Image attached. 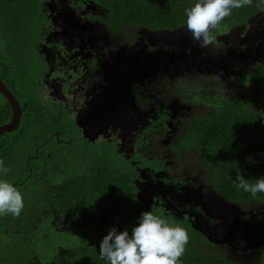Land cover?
<instances>
[{
  "label": "trees",
  "instance_id": "trees-1",
  "mask_svg": "<svg viewBox=\"0 0 264 264\" xmlns=\"http://www.w3.org/2000/svg\"><path fill=\"white\" fill-rule=\"evenodd\" d=\"M43 1L0 0V77L21 108L19 125L0 136V160L8 168L3 178L19 189L25 204L18 217L10 213L0 215V264H106L98 251L100 240L114 224L120 230L130 231L143 210H151L169 224L187 230L189 240L180 264H244L224 255L189 248L195 239L209 241L188 214L174 216L155 205H144L138 197L137 179L142 167L173 175L170 166H177L176 162L197 161L209 186L225 200L248 207L264 206V193L253 197L234 184L237 170L243 171L250 181L264 175V100L254 106L248 98L229 95L225 89V94L215 93L208 86L186 95L175 87L182 81L198 85L199 74L164 78L154 82L150 104L158 107L179 97L181 104L207 109L189 110L179 118L177 139L169 144L174 159L166 161L151 153L126 157L118 152L113 139L102 143L83 139L71 141L63 151L52 153L38 183L28 177L36 174V169L24 164L21 152L32 145L27 141L30 133H35L38 141L47 138L51 130L58 129L64 114L54 102L36 96L37 77L46 64L38 44L49 24L41 14ZM70 1L83 7L98 6L104 11L105 26L129 45L137 40L140 30L155 33L185 26V9L196 3V0ZM263 9L264 0H248L219 21L218 29L227 33L235 26L246 25ZM88 15L102 20L96 14ZM213 35L209 34L208 40ZM241 73L230 78L236 86L264 85V64L248 66ZM11 115L10 105L0 93V125L8 122ZM48 177L60 192L42 190ZM253 264H264V251Z\"/></svg>",
  "mask_w": 264,
  "mask_h": 264
},
{
  "label": "rangeland",
  "instance_id": "rangeland-1",
  "mask_svg": "<svg viewBox=\"0 0 264 264\" xmlns=\"http://www.w3.org/2000/svg\"><path fill=\"white\" fill-rule=\"evenodd\" d=\"M64 5L62 0H46L44 3L45 11L58 14L56 19L60 22L61 15L65 13L62 9ZM97 9L98 6L93 4L92 10L95 12ZM84 23V30L80 31L73 18L65 26L67 29H59L54 34L65 45L78 49L82 60L88 61L93 57L96 60L94 71L98 76L103 71H109L111 78L116 77L114 82H117L119 79L124 81L130 70H140L143 74L139 83L144 85L147 83L145 75L150 77L151 73L170 79L182 78L190 72L192 75H200L199 84L192 86L191 83H180L175 87L179 93L189 95L201 91L200 87L208 86L215 93L225 94V89L229 95L248 98L254 106H259L264 100V85L236 86L230 79L237 73H243L248 66L264 64V9L251 17L246 25L235 26L227 33L221 34L218 23L210 27L208 35H214L206 44L194 41L188 35L185 25L179 29L155 33L140 30L135 45L120 46L119 53L110 54L103 49L107 42V29L97 23ZM116 41L110 39L111 46H115ZM73 54L76 59L77 54ZM122 63L126 64L124 68ZM109 86L112 87V84ZM169 109L171 116L168 122L171 128L185 112L207 110L181 104L179 98ZM68 110L71 112L73 109L68 107ZM188 169L199 171L194 165ZM142 174L138 191L140 200L146 205L156 202L166 213L174 216H181L188 211V214L192 213L190 217L197 226L208 231L214 244L199 246L200 249L207 254L214 251L244 264L258 262L264 251V206L248 207L224 201L210 190L201 172L194 175L180 173L178 180L173 177L164 182L151 170L147 173L142 170ZM194 241L188 247L199 250L196 245L201 244Z\"/></svg>",
  "mask_w": 264,
  "mask_h": 264
},
{
  "label": "flooded vegetation",
  "instance_id": "flooded-vegetation-1",
  "mask_svg": "<svg viewBox=\"0 0 264 264\" xmlns=\"http://www.w3.org/2000/svg\"><path fill=\"white\" fill-rule=\"evenodd\" d=\"M62 1L66 4L62 7L65 12L60 17L62 22L56 19L58 14H48L45 11L44 3L46 0L42 3L41 14L49 20V24L45 26V35L38 44L39 51L43 55L46 64L40 70L37 77L39 89L36 96L39 99L45 98L46 101L54 102L64 114L61 118L62 123L58 129L51 130L52 133L47 138L38 141L35 133H30L32 135L29 136L27 141L30 140L32 145L21 152L23 153L22 160L24 164L29 165L28 167L31 170L36 169V174H29L28 177L32 178V182L38 183L40 172L45 174L46 161L52 153H59L60 150L63 151L69 147L71 141H82L83 139L95 143L108 142L113 139L118 146V152L126 157H130L133 153H142L144 156L146 153H151L152 155L166 158V161L174 159L173 151L169 148V144L177 139V133L180 131L177 124L182 115L173 123L172 128L169 127L168 120L171 116L169 106L179 97L169 104H161L158 107L149 103V99H151L150 91H152L154 82L159 83L166 77L151 73L150 77L145 75L147 83L141 85L139 81L143 73L140 70H130L124 81L119 79L117 82H114L116 77L111 78L109 71H103L98 76L94 71L96 60L93 57H90L88 61L82 60L81 58L83 57L80 55L79 50L59 41L58 36L54 34L55 31L67 29L65 26L69 25L73 18L76 19L78 23L77 28L80 31L84 30L82 23L85 21L102 25L108 31L105 34L107 42L103 48L105 52H108L107 54L112 52L119 53L120 46H132L137 41L129 45L124 42L122 36L110 32L104 24V11L99 7L94 12L92 10L93 4L83 7L77 3L73 4L70 0ZM88 14H96L102 20L90 18ZM76 16L81 21H78ZM84 36H87V34ZM110 39L117 40L115 46H111ZM44 48L47 50H44ZM73 52L77 54L76 59ZM88 66L90 67L88 68ZM121 66L124 68L126 64L122 63ZM171 71L169 70V72ZM187 74L190 75L191 73L187 72L184 76ZM181 83L190 85L188 81H182ZM109 84H112V87ZM68 107L73 110L70 112ZM39 153H46V155ZM13 163L15 162L13 161ZM176 165L170 166L174 170L173 175L157 172L151 167H142V169H139L138 187L143 178L142 170L146 173L148 170H151L156 174V177L159 176L160 180L164 182L173 177L178 180L180 173L198 174L201 172L200 169L203 168L197 161L176 162ZM193 165L199 171L196 170L194 172L188 169V167ZM50 179L52 178L48 177L43 182L42 190L46 192H60L58 185L50 182ZM209 188L224 201L228 202L210 186ZM155 203L150 205L143 204L147 207L151 205L159 207ZM188 212L183 215H187ZM192 223L194 226L196 225L193 218ZM195 227L200 228L197 225ZM200 231L207 237L209 242L197 239L194 242L201 244L196 245L199 250L208 253L200 249L199 246L208 247L214 246V244L210 240V234L205 228H200ZM211 253L217 254L214 251H211Z\"/></svg>",
  "mask_w": 264,
  "mask_h": 264
},
{
  "label": "clouds",
  "instance_id": "clouds-1",
  "mask_svg": "<svg viewBox=\"0 0 264 264\" xmlns=\"http://www.w3.org/2000/svg\"><path fill=\"white\" fill-rule=\"evenodd\" d=\"M248 0H196L185 9L186 27L194 41L208 42V30L215 27L233 8ZM251 159V158H249ZM8 172L0 160V215L20 216L24 197L19 189L3 178ZM234 184L253 197L264 193V175L251 180L237 170ZM189 236L180 225H171L151 210H143L135 224L120 230L113 225L99 242L100 257L106 264H180Z\"/></svg>",
  "mask_w": 264,
  "mask_h": 264
},
{
  "label": "water",
  "instance_id": "water-1",
  "mask_svg": "<svg viewBox=\"0 0 264 264\" xmlns=\"http://www.w3.org/2000/svg\"><path fill=\"white\" fill-rule=\"evenodd\" d=\"M0 93L4 96V98L9 103L11 107V112H12L10 120L0 125V136H1L4 132L14 130L18 126L20 122V118H21V109H20V105L17 99L15 98L14 94L4 84L1 77H0Z\"/></svg>",
  "mask_w": 264,
  "mask_h": 264
}]
</instances>
